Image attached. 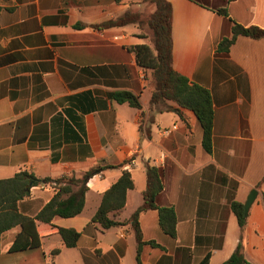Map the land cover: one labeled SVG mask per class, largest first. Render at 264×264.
<instances>
[{
  "label": "crops",
  "instance_id": "crops-1",
  "mask_svg": "<svg viewBox=\"0 0 264 264\" xmlns=\"http://www.w3.org/2000/svg\"><path fill=\"white\" fill-rule=\"evenodd\" d=\"M166 1L173 68L212 96L211 154L191 111L151 106V72L133 49L152 47V33L96 28L135 10L132 0H0V181L23 171L81 179L102 169L87 183L83 212L53 219L79 233L75 247L44 233L40 248L12 253L18 226L2 235L0 264H137L129 220L143 205L147 167L162 171L156 203L174 209L177 235L163 233L157 210L142 212L141 264H223L238 247L249 264H264V39L239 37L228 53L218 51L234 23L264 30V0ZM120 92L137 96L141 109L115 101ZM124 171L134 188L112 216L124 225L102 230L92 218ZM252 190L241 228L232 203L244 207ZM56 193L53 184L33 187L19 212L34 218Z\"/></svg>",
  "mask_w": 264,
  "mask_h": 264
},
{
  "label": "trees",
  "instance_id": "trees-1",
  "mask_svg": "<svg viewBox=\"0 0 264 264\" xmlns=\"http://www.w3.org/2000/svg\"><path fill=\"white\" fill-rule=\"evenodd\" d=\"M120 2L122 0H115ZM144 4L153 7L147 21L143 19L141 12L129 10L123 16L111 19L98 29L124 27L137 25L139 28L147 26L152 31V47L137 46L133 49L136 61L144 70H149L152 77L153 92L151 106L158 107L166 102H172L181 109L191 111L197 118L202 129V146L206 153L213 150V121L214 109L211 93L204 87L191 82L186 77L177 73L173 68V42H172V7L166 0H142ZM233 0H227L231 2ZM218 13L227 17L226 8L218 10ZM239 37L253 40H263L264 30L258 27H244L234 23L230 38L222 40L218 46L220 53H228ZM115 101L120 104L127 103L131 107L141 109L137 96L130 92H120L113 95ZM101 168H94L85 173L83 178L63 176L57 179H40L27 171L16 174L13 178L0 181V243L2 235L15 228L21 231L16 235L10 252H21L41 247L42 234H58L67 248H73L79 240V233L73 229H63L52 224L55 217L73 218L80 215L85 207V195L88 181ZM146 189L143 192V205L131 216L129 222L137 241V264H141V252L145 245L139 225V216L147 210H157L159 226L164 234L171 238L177 235V216L173 208L159 207L157 198L163 191V174L156 167H147ZM53 184L57 193L53 199L34 218L27 217L19 212L18 203L30 196L33 187ZM134 188V180L129 171H124L118 181L113 184L103 195L101 204L92 218L94 224H98L102 230H109L122 226L113 215L119 214L124 208L127 193ZM232 210L237 217L241 228L247 223L243 205L232 203ZM153 244V243H151ZM1 250V247H0ZM60 249L52 252L56 257ZM223 264H249L240 247Z\"/></svg>",
  "mask_w": 264,
  "mask_h": 264
},
{
  "label": "rangeland",
  "instance_id": "rangeland-1",
  "mask_svg": "<svg viewBox=\"0 0 264 264\" xmlns=\"http://www.w3.org/2000/svg\"><path fill=\"white\" fill-rule=\"evenodd\" d=\"M132 3L136 6L135 10L141 12L143 15V19L147 21L151 12L153 11V7L148 4H144L142 0H132ZM144 28L147 32L152 33V31L147 26L143 27V29Z\"/></svg>",
  "mask_w": 264,
  "mask_h": 264
},
{
  "label": "water",
  "instance_id": "water-1",
  "mask_svg": "<svg viewBox=\"0 0 264 264\" xmlns=\"http://www.w3.org/2000/svg\"><path fill=\"white\" fill-rule=\"evenodd\" d=\"M256 197H257V191L252 190L249 197L247 198V201L244 204V213H245L246 217H247V215L249 213V209L252 206V204L254 203Z\"/></svg>",
  "mask_w": 264,
  "mask_h": 264
},
{
  "label": "built area",
  "instance_id": "built-area-1",
  "mask_svg": "<svg viewBox=\"0 0 264 264\" xmlns=\"http://www.w3.org/2000/svg\"><path fill=\"white\" fill-rule=\"evenodd\" d=\"M165 134H169L170 133V130H166L164 131Z\"/></svg>",
  "mask_w": 264,
  "mask_h": 264
}]
</instances>
